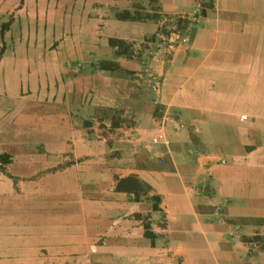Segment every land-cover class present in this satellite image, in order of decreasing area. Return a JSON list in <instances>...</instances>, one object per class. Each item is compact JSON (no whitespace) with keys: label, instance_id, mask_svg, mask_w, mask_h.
Masks as SVG:
<instances>
[{"label":"crops","instance_id":"crops-1","mask_svg":"<svg viewBox=\"0 0 264 264\" xmlns=\"http://www.w3.org/2000/svg\"><path fill=\"white\" fill-rule=\"evenodd\" d=\"M20 1L0 18V264H264V0ZM165 19L188 37L169 53Z\"/></svg>","mask_w":264,"mask_h":264},{"label":"rangeland","instance_id":"rangeland-1","mask_svg":"<svg viewBox=\"0 0 264 264\" xmlns=\"http://www.w3.org/2000/svg\"><path fill=\"white\" fill-rule=\"evenodd\" d=\"M2 1V3H0V13H3L0 18L5 17V21H11L12 20V16L16 15V13L18 12V7L21 5H13V7L9 10H6V6H11L9 4V2H11V0H0ZM6 3H8L9 5H7ZM22 0L20 1V4H22ZM157 0H147L146 5H148L149 9H155L157 7ZM138 7L140 8L139 10H135L134 13H137L141 18H146L148 17V15L150 14V12H145V6H143V4H139L138 3ZM142 8V9H141ZM4 10H6L4 12ZM3 11V12H2ZM23 11V10H22ZM185 28V23H182L181 21H177L176 20H171V19H165L162 20L161 26H160V31L162 33L161 37H163V39H161V41L159 42L161 45V48H164L169 41L172 39V37L178 33L179 35L183 34V30ZM6 42H8V46L11 45V43H15L14 41H12L13 37L9 35V33L6 36ZM174 38V37H173ZM5 42V43H6ZM20 42V41H19ZM178 41H175L174 43H176ZM1 44L2 42L0 41V58L2 57V50H1ZM128 44H125L123 48H127ZM123 119V117L121 115H117L114 117L113 119V123H118L121 122V120ZM101 134V133H99ZM4 151L3 147H0V168L1 169H5V166L11 161V159L9 158L10 155L9 154H5L7 153L6 151ZM4 155V156H3Z\"/></svg>","mask_w":264,"mask_h":264},{"label":"built area","instance_id":"built-area-1","mask_svg":"<svg viewBox=\"0 0 264 264\" xmlns=\"http://www.w3.org/2000/svg\"><path fill=\"white\" fill-rule=\"evenodd\" d=\"M196 6L199 8L201 7V0H196ZM173 37L169 41V43L163 48L162 50L163 52L169 53L175 41H180L182 43H185L188 41V37L186 35H179L178 33H176ZM145 74L148 77V81L150 82L152 89L156 92H159L161 90L162 85L165 82V79H166L165 75L157 74L150 65L146 67ZM175 127L179 128V125L175 124ZM136 135H137L136 131L133 130L131 133V136L135 137ZM162 136H163L162 133L156 134L152 138V144L159 143L162 139Z\"/></svg>","mask_w":264,"mask_h":264},{"label":"trees","instance_id":"trees-1","mask_svg":"<svg viewBox=\"0 0 264 264\" xmlns=\"http://www.w3.org/2000/svg\"><path fill=\"white\" fill-rule=\"evenodd\" d=\"M116 16L121 19H140L141 18L137 13L132 14L129 10H123V11L117 12ZM7 26H8V22L3 23L2 29H1L2 37H3V32ZM109 43L113 46H117L118 48V50L116 51L117 53H124L126 51V49L123 48L124 45L126 44L123 39L110 38ZM1 49L3 50V46ZM99 67L103 69H113V68H118V65L112 61L102 60L99 63Z\"/></svg>","mask_w":264,"mask_h":264}]
</instances>
